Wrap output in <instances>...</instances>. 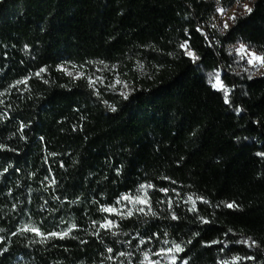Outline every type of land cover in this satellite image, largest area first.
<instances>
[{"label":"trees","instance_id":"trees-1","mask_svg":"<svg viewBox=\"0 0 264 264\" xmlns=\"http://www.w3.org/2000/svg\"><path fill=\"white\" fill-rule=\"evenodd\" d=\"M217 6L0 0V264H171L155 253L173 241L184 248L176 264H264V76L236 75L229 51L264 55V0L225 32L209 29ZM63 62L109 75L94 90ZM218 70L229 103L208 80ZM120 71L137 81L127 98ZM149 184L146 211L101 210ZM105 218L118 226L101 228Z\"/></svg>","mask_w":264,"mask_h":264},{"label":"rangeland","instance_id":"rangeland-1","mask_svg":"<svg viewBox=\"0 0 264 264\" xmlns=\"http://www.w3.org/2000/svg\"><path fill=\"white\" fill-rule=\"evenodd\" d=\"M254 1L255 0H240V5L247 4L249 7L252 8ZM240 5L236 4L234 1L232 6H227V5H225V2L223 0H219V6H222L227 10L226 15L221 16L216 11V13L210 18L209 29L214 31V32H225L226 30H228L235 22L231 19H228V17L235 14L236 18H237L239 15L247 13L246 11H244V9ZM225 22H227V24H228L227 28H224ZM240 45H244L246 47L247 51H249V52H255L258 55H263V54H260L256 51H254L249 46H247L246 44H243V43H237V44L231 45L229 47V51L234 58L233 72L236 75H240L241 77H248V78H258V77L264 76V66H260V65L254 66L252 64H249L248 63L249 57L247 55H243V58H242V54L237 51V49L240 47ZM73 65H75L76 67L73 68ZM61 66L63 68H66L69 72H72L73 75L70 77L76 81L83 79V78H86L89 86H90L89 78H91V80H93V81H96L94 86H90L94 90H97V83L104 82L105 79L107 78V76L109 75V74L108 75L106 74V69H108L106 66H101L100 64L94 63V62L90 63V65H76V64L70 63V62H63L58 66V68L60 69ZM112 69H115V67L110 68V70H112ZM147 71L148 70L146 68H143V67L140 69V75L142 78L146 77V74H148ZM63 72L66 73L65 71H63ZM78 73H84V76H82L79 79H75L74 77ZM210 74H219V79L222 82L223 86L228 90V96H229L231 94V89H229L224 84L223 71L218 70V71H215V72L210 73ZM117 79H119L120 81H122L124 83L117 84L116 83ZM208 80H209V74H208ZM114 82H115V85L120 87V94L122 92H125V93H127V97L132 95L136 90L137 81L130 76V73L128 71L118 72L117 75L114 77ZM138 82H140V80ZM212 83H215L214 77H213ZM212 83H211V85H212ZM124 84H127V87H124ZM214 89L219 90V88H214ZM220 91H222V90H220ZM222 92L225 94L224 91H222ZM122 97L125 98V96H123V95H122ZM136 195H131V196L135 197ZM139 195L141 196V198H144L145 192L142 190L141 192H139ZM193 200L195 201V203L198 201L196 199H193ZM146 207H147V205H143V204L133 205L129 201L121 199V201L118 203V206L116 208L118 210H120L124 215L121 216V215H117L116 213H111V214L115 215L116 217H124L127 215V212L129 210H132L133 213H135V212L142 213V212L146 211ZM138 208H143V211L142 212L136 211V209H138ZM162 257L166 258L164 256H162Z\"/></svg>","mask_w":264,"mask_h":264},{"label":"snow or ice","instance_id":"snow-or-ice-1","mask_svg":"<svg viewBox=\"0 0 264 264\" xmlns=\"http://www.w3.org/2000/svg\"><path fill=\"white\" fill-rule=\"evenodd\" d=\"M235 3L240 5V0H235ZM217 5L218 6L216 8V11L221 16H225L227 10L224 7H222V6H219V0H217ZM240 6L244 9V11H246L249 14L253 10L247 4H242ZM228 19H231V20L235 21L236 20V15L235 14L232 15V16L228 17ZM227 27H228V24H227V22H225L224 23V28H227ZM197 31H200V29H197ZM180 48L182 50H184L185 55H187L189 58H191L193 60V62H195L196 60L199 59V57L195 54V52L193 50H191L190 45L188 44L187 41L181 43L180 44ZM237 51L242 54V58H243V55H247L249 57V59H248V63L249 64H252L254 66H256V65L264 66V55H258L255 52H249V51H247V49H246V47L244 45H240V47L237 49ZM75 67L76 66L73 65V68H75ZM59 70L65 71L66 74L69 75V76L73 75L72 72H69L66 68H63L62 66H61V68ZM41 71L43 72V71H45V69H41ZM36 75L38 76V75H40V73H36ZM82 76H84V73H78L74 78L75 79H79ZM213 77L215 79V83H212ZM89 82H90V86H94L95 83H96V81L91 80V78H89ZM209 82L212 83V86L214 88H219V90H222V91L225 92V102L229 103L230 101L228 100V90L223 86L222 82L220 81L219 74H209ZM19 83H26V81H17V84H19ZM116 83L117 84H121V83H124V82H122L119 79H117ZM124 87H127V84H124ZM121 95L125 96V98L127 97V93H125V92H122ZM110 107H111L112 111H115V107L114 106H110ZM0 147H3V146L0 145ZM259 155L264 156V153H261ZM151 187H153V186L150 185V184L149 185H141L140 186V190H138V193H137V195L135 197H133L131 195H125V196L122 197V200L129 201L133 205L143 204V205H147V206L150 207V203H149V200L147 198V193L145 192L144 198H141V196L139 195V191L144 190L146 188H151ZM161 191L167 192L168 190L167 189H161ZM188 199H189V201H191L193 203L192 210L195 211L196 210L195 207H194L195 201L192 199L191 196ZM197 199H201V198L197 197ZM203 202L204 203H208V201H206V200H204ZM117 203H119V201ZM224 206L227 207V208L236 207V205L234 203H225ZM101 210L104 211V212H108V213H116L117 215H121V216L124 215L120 210H118L115 207H104ZM136 211H141L142 212L143 208H138V209H136ZM127 215L128 216L133 215L132 210H129L127 212ZM152 215H155V213H152ZM172 218L176 219L175 215H173ZM201 220H202V222L207 223V221L203 220V218H201ZM117 226L118 225H116V223L114 221L108 220L107 218H105V223L100 225L101 228H105L107 230H111L112 228L117 227ZM75 227H76L75 225H72L67 231L52 232V233H49L48 235H50L52 237H58V238L63 239L65 237H67L69 235V233L72 231V229L75 228ZM0 231H2V230H0ZM21 231H31V232H34L36 235L44 236V234L40 232L39 228L33 227L31 225H25L21 229ZM13 235H15V233H13ZM0 239H2V238H0ZM249 240H250V238H249ZM249 240H242V241H240V243L248 244ZM141 243H143V241H141ZM164 243L168 244L169 241L165 240ZM255 244H256L255 241H251L250 246L255 245ZM3 251H7V249L5 248V249H3ZM107 251L109 253H111L113 250L111 248H109ZM183 251H184V248L181 246V244L176 243V242L173 241L171 243L170 247H168L167 249H164V248L160 249V251L155 253V255L164 256L168 260L171 261V264H176L177 257L175 255V253H179V252H183ZM0 254H2V252H0ZM118 255L119 256H124L125 253L121 252ZM145 257L147 258V253H145ZM108 259H112V257L110 256V257H108ZM240 259H241L240 257H236L237 261L240 260ZM150 264H161V261L160 260L150 261ZM184 264H187V261H184ZM224 264H228V262H224Z\"/></svg>","mask_w":264,"mask_h":264}]
</instances>
